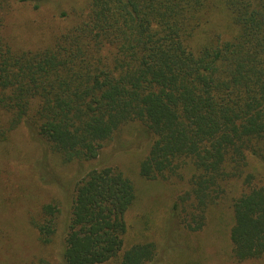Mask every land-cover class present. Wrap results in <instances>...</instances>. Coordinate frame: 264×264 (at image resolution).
<instances>
[{"label":"trees","instance_id":"16d2710c","mask_svg":"<svg viewBox=\"0 0 264 264\" xmlns=\"http://www.w3.org/2000/svg\"><path fill=\"white\" fill-rule=\"evenodd\" d=\"M46 1L0 0V145L24 127L62 164L89 163L138 122L139 179L181 187L177 231L200 234L226 203L230 264L264 261V0H89L46 42L11 34ZM137 200L102 166L75 182L64 221L52 202L30 224L43 247L62 235L63 264H157L158 242L126 245Z\"/></svg>","mask_w":264,"mask_h":264},{"label":"rangeland","instance_id":"374dc122","mask_svg":"<svg viewBox=\"0 0 264 264\" xmlns=\"http://www.w3.org/2000/svg\"><path fill=\"white\" fill-rule=\"evenodd\" d=\"M88 3L89 0H47L37 12L27 8L17 14L10 32L20 40L46 42L50 31L56 32L85 13ZM11 137L8 143L0 145V264H32L39 258L51 264H63L62 235L59 233L51 246L43 247L30 220L42 205L55 202L64 221L75 182L90 169L102 166L117 167L137 189L136 206L127 217L130 227L126 245L143 238L158 242L157 264H183L191 259H184L186 254L202 264H230L226 225L231 222V211L226 203L210 214L209 223L200 234L182 233L177 231L170 213L181 187L144 183L139 179L138 163L150 145L140 123L122 127L115 139L105 144L89 163L62 164L24 127H19ZM250 165L255 168L256 163L251 161ZM236 187L234 194L238 195L241 189L239 184ZM144 217H148L149 225L143 223Z\"/></svg>","mask_w":264,"mask_h":264}]
</instances>
